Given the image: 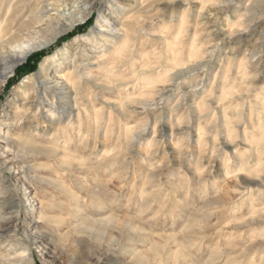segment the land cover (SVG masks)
<instances>
[{"label": "clouds", "instance_id": "obj_1", "mask_svg": "<svg viewBox=\"0 0 264 264\" xmlns=\"http://www.w3.org/2000/svg\"><path fill=\"white\" fill-rule=\"evenodd\" d=\"M246 2L123 0L115 39L87 60L59 58L78 115L50 108L57 126L44 133L37 121L22 127L25 104L5 134L27 161L36 235L74 264L81 248L119 251L124 264H264V188L236 191L240 176L264 180V71L238 54V33L254 30L257 0ZM34 35L20 27L0 51H23ZM18 219L0 209V264H34Z\"/></svg>", "mask_w": 264, "mask_h": 264}, {"label": "rangeland", "instance_id": "obj_2", "mask_svg": "<svg viewBox=\"0 0 264 264\" xmlns=\"http://www.w3.org/2000/svg\"><path fill=\"white\" fill-rule=\"evenodd\" d=\"M243 1L246 2V0ZM243 1L237 0L235 7L241 8ZM122 3L123 1L120 0H74L70 5H60L59 10H52L51 13L54 18L58 17L60 21H65L70 26L68 30L58 35L55 40L47 42L48 38L53 34V31H55L54 29H50L47 35H42L41 29L47 26L45 22L40 25L41 27H37L36 30L33 29L32 32L35 35L31 40L28 37L24 38L27 47L38 43H43V46H39L40 48L37 47L19 65L15 74L9 77L5 85L0 86V185L5 190V195L0 196V201H2L0 204H3V207L0 205V209L5 213L13 211L19 212V219L14 221L13 224L16 226L19 234L21 236L26 234L31 242L34 264H74V262L70 255L57 251L47 237L35 234V230L39 229L40 225L36 223V192L28 183L30 171L24 167L27 161L19 159L17 155L13 154L11 149L14 147V142H11L12 140H9L5 135L17 131L15 122L20 118V110H16L14 114L13 109L17 104L20 107H23L25 104L32 105L30 108L32 110V116L31 118L27 116L24 118L22 127H31L33 122L37 121V126L42 132L50 133L57 125L35 116L37 107L34 106L39 95H37L36 89L32 91V94L30 93L24 96L22 86L24 80H27L31 74L37 73L41 69L50 79L61 80L57 75L61 70H67L68 66L66 63L61 62L59 58L64 57L66 59L68 54L73 51H78L82 59H89L90 53H94L99 47L110 42L111 36L115 34L113 26L119 19L118 9ZM260 3L262 5L261 11L251 22L254 30L238 33L239 39L241 40V47L238 54L243 56L247 49L246 58L250 60L251 66L253 65L252 67L264 71V0H261ZM181 6L180 4L175 5L177 9ZM64 8L66 18L59 14ZM114 10H116L115 13ZM235 14L234 11L229 12L230 16ZM50 26L53 25L50 23ZM37 30H40L41 33H36ZM261 31H263V40H261L260 36ZM92 32L95 33V38H91ZM260 40L263 43L262 45L259 42ZM252 51L255 52L254 57H250L249 53ZM55 54L58 55L57 60H46L47 57ZM54 64H58L59 67L49 72V68ZM63 79L61 81L65 82V79ZM258 83L264 84V76H261ZM45 105L46 103H43L40 106L43 113L46 112L45 107L47 105ZM166 126L162 130L167 134L170 132V128ZM217 171H219L218 166ZM17 185L20 188L19 198L7 195V190ZM252 185L255 186L254 190L258 191V186ZM8 227H11V225ZM83 244L84 241H80V245ZM75 258V264H124L123 256L119 251H109L103 248L92 250L90 253H84L81 248L80 251L75 253Z\"/></svg>", "mask_w": 264, "mask_h": 264}, {"label": "bare ground", "instance_id": "obj_3", "mask_svg": "<svg viewBox=\"0 0 264 264\" xmlns=\"http://www.w3.org/2000/svg\"><path fill=\"white\" fill-rule=\"evenodd\" d=\"M73 1L74 0H55L56 6L55 8H53V0H4L3 4H0V40H3L6 34H8L9 36L16 34L20 27L28 28L32 31L33 29L36 30L37 27H39L44 22L47 25L44 29L55 30L53 31L51 37L48 38L47 42L55 40L58 35L67 31L70 26H68L65 21H60V18H54L51 11L54 9L59 10L58 8L60 5H70ZM230 1L231 0H229V2ZM260 1L261 0H257V2L251 8L250 23L254 20V17L261 11L262 5ZM61 2L62 4H60ZM241 7H243L245 10L248 9V5L245 1H243ZM63 11H61L59 14L62 17L66 18L65 8L63 9ZM115 12L116 10H114V13ZM50 23L53 26H50ZM36 33L41 32L40 30H37ZM262 33L263 31H261L260 34L261 40H263ZM91 38H95L94 32H92ZM113 39H115V34L111 36V40ZM261 40L259 42L262 45L263 43ZM42 44L43 43L29 45L23 51H0V86H4L9 77L15 74L19 65H21L35 51V49ZM246 53L247 49L244 52V57H247ZM249 54L250 57H254L255 52L252 51ZM48 59L57 60L58 55L55 54L51 57H47L46 60ZM57 77L61 78V80L64 78L65 82H62L60 79H50V77H48V75L41 69L37 73L31 74L27 80H24V83L22 84L24 96H27L30 93L32 94V91L37 89L36 92L39 97L34 107H37V112H39L41 115H39L38 117L50 121L53 124H56L54 123L53 119H48L45 115V113L49 112L50 108L55 109V115H58L60 120H63L64 117L65 119H72L73 116L78 115V112L76 111V96L74 91L72 90L71 72L69 70H61L58 73ZM43 103H46L47 105V107H45V113L42 112L40 107ZM23 107H20L17 104L15 108L18 111L20 110L19 108ZM27 107L30 109L32 105L29 104L27 105ZM238 184L239 188L236 189V191L254 190L255 186H253L252 184L258 186V188L256 187L258 191L261 188H264V180L258 182L253 179H248L245 176L239 177ZM225 188L230 189V186L227 184ZM0 203H2V201H0ZM0 205L2 206L3 204Z\"/></svg>", "mask_w": 264, "mask_h": 264}]
</instances>
